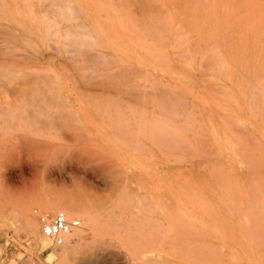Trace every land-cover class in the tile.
<instances>
[{
    "label": "rangeland",
    "instance_id": "374dc122",
    "mask_svg": "<svg viewBox=\"0 0 264 264\" xmlns=\"http://www.w3.org/2000/svg\"><path fill=\"white\" fill-rule=\"evenodd\" d=\"M26 1L0 0V264H88L98 243L173 236L264 264V0ZM53 201L95 220L64 262L53 257L60 245H41L26 225L59 210ZM248 216L261 235L246 231Z\"/></svg>",
    "mask_w": 264,
    "mask_h": 264
},
{
    "label": "bare ground",
    "instance_id": "6f19581e",
    "mask_svg": "<svg viewBox=\"0 0 264 264\" xmlns=\"http://www.w3.org/2000/svg\"><path fill=\"white\" fill-rule=\"evenodd\" d=\"M26 1V0H25ZM131 1V0H130ZM205 1V0H204ZM27 2V1H26ZM58 2H59V0H58ZM60 2H61V0H60ZM118 2V1H117ZM131 2H133V1H131ZM57 3V2H56ZM68 3H69V1L67 2V6H68ZM71 3H75V2H71ZM174 3V2H173ZM218 3H220V2H218ZM222 3H223V1H222ZM73 4H72V6H73ZM155 4H157V2L155 3ZM194 4V3H193ZM104 5V4H103ZM158 5V4H157ZM206 5V4H205ZM228 5V4H227ZM70 6V5H69ZM201 6H203V5H201ZM255 6H256V4H255ZM71 7V6H70ZM115 7V6H114ZM161 7V6H160ZM236 7V6H235ZM60 8V7H59ZM112 8V7H111ZM196 8V7H195ZM202 8H204V7H202ZM224 8V7H223ZM229 8V7H228ZM257 8V7H256ZM56 9V8H55ZM65 9V8H64ZM75 8H73V10H74ZM238 8H236V10H237ZM50 10V9H49ZM62 11H65L66 12V9L65 10H63V8L61 9ZM72 10V9H71ZM208 10V9H207ZM215 10V9H214ZM209 11V10H208ZM229 11V10H228ZM54 12V11H53ZM68 12V11H67ZM77 12V11H76ZM116 12V11H115ZM56 13V12H55ZM63 13V12H62ZM205 13V12H204ZM207 13V12H206ZM229 13V12H228ZM227 13V14H228ZM231 14V13H230ZM63 15V14H62ZM71 15V14H70ZM75 15H77L76 13H75ZM78 15H79V13H78ZM232 15V14H231ZM72 16V15H71ZM190 16V15H189ZM63 17H65L64 15H63ZM77 17V16H76ZM161 17H162V15H161ZM26 18V17H25ZM69 18H71V17H69ZM229 18V17H228ZM232 18V17H231ZM235 18V17H234ZM256 18H258V17H256ZM65 18H63L62 20H64ZM7 20V19H6ZM71 20V19H70ZM164 20V19H163ZM34 21V20H33ZM184 21H185V19H184ZM208 21V20H207ZM227 21V20H226ZM225 21V22H226ZM50 22V21H49ZM202 22H203V19H202ZM218 22V21H217ZM43 23V22H42ZM127 23H128V21H127ZM161 23V22H160ZM230 23H232V22H230ZM52 24V23H51ZM164 24H165V22H164ZM235 24V23H234ZM21 25V24H20ZM128 25V24H127ZM204 25H206V24H204ZM247 25H248V23H247ZM85 27H86V25H84ZM83 26V27H84ZM129 26V25H128ZM163 26V25H162ZM162 26H160V27H162ZM202 26V25H201ZM231 26V25H230ZM233 26V25H232ZM235 26V25H234ZM83 27H81V28H83ZM206 27V26H205ZM204 27V28H205ZM226 27V26H225ZM240 27V26H239ZM254 27V26H253ZM46 28V27H45ZM52 28V27H51ZM54 28V27H53ZM55 28H56V26H55ZM122 28H123V26H122ZM131 28V27H130ZM132 28H133V26H132ZM137 28V27H136ZM77 29H79V27L77 28ZM89 29H91V28H89ZM81 30H83V29H81ZM87 30V29H86ZM135 30V29H134ZM137 30V29H136ZM207 30V29H206ZM205 30V31H206ZM232 30V29H231ZM140 30H138L137 32H139ZM263 31V30H262ZM58 32V31H57ZM83 32V31H82ZM90 32V31H89ZM89 32H88V34H89ZM133 32V31H132ZM149 31H147V33H148ZM264 32V31H263ZM56 33V32H55ZM72 35H74V32L72 31ZM76 33V32H75ZM84 33H86V31L84 32ZM95 33V32H94ZM139 33H142V32H139ZM144 33V32H143ZM208 33V32H207ZM49 34V30H48V33H47V35ZM77 34H78V32H77ZM90 34H92V32L90 33ZM89 34V35H90ZM99 34V33H98ZM145 34V33H144ZM143 34V35H144ZM153 34V33H152ZM203 34H205V32L203 33ZM66 35V34H65ZM81 35V34H80ZM84 34H82L81 36H83ZM89 35H87V36H89ZM96 35V34H95ZM186 35V34H185ZM68 36H70V35H68ZM68 36L66 35V37L64 36L63 38H68ZM75 36V35H74ZM77 36H79V35H77ZM98 36V35H97ZM100 36V35H99ZM146 36H149V37H152V36H154V35H146ZM208 36V35H207ZM84 37H86V35H84ZM187 37V36H186ZM209 37V36H208ZM73 38V37H72ZM78 38V37H77ZM77 38H76V40H77ZM81 38V37H80ZM88 38H90V37H88ZM95 38H97V37H95ZM155 38V37H154ZM160 38V37H159ZM158 37H156V39H158V40H161V42L162 41H164V39H166V38H164L163 39V36H162V38L161 39H159ZM259 38V37H258ZM46 39V38H45ZM85 39H87V38H85ZM92 39H94V36H93V38ZM101 39V38H100ZM141 39V38H140ZM163 39V40H162ZM180 39V38H179ZM69 40V39H68ZM90 40V39H89ZM99 40V37H98V39H96V42ZM103 40V39H102ZM241 40V39H240ZM81 40H79V42H80ZM100 41V40H99ZM140 41V40H139ZM152 41V40H151ZM68 42V41H67ZM71 42V41H70ZM77 43H78V41H76ZM83 42V41H82ZM86 42V41H85ZM96 42H95V44H96ZM104 42V41H103ZM134 42V41H133ZM188 42H189V40L187 41H185L184 43H187L188 44ZM56 43V42H55ZM102 43V42H101ZM135 43V42H134ZM176 43V42H175ZM180 43H181V45H183V43L181 42V39H180ZM70 44V43H69ZM82 44V43H81ZM83 44H85L84 42H83ZM136 44V43H135ZM141 44H144V43H141ZM146 44V43H145ZM58 45V44H57ZM60 45V44H59ZM99 45H100V42H99ZM98 45V46H99ZM103 45V44H102ZM181 45H177V47H176V49L178 48V50H179V48L180 47H178V46H181ZM83 46V45H82ZM81 46V47H82ZM95 46V45H94ZM136 46H140V45H138V44H136ZM31 47V46H30ZM67 47H68V45H67ZM85 46H83V48H84ZM87 47V46H86ZM96 47V46H95ZM100 47H101V45H100ZM105 47V45L103 46V47H101V48H104ZM182 47V46H181ZM56 48H57V46H56ZM74 48V47H73ZM106 48V47H105ZM104 48V49H105ZM142 48V47H141ZM57 49H59V48H57ZM88 49V48H87ZM148 49L149 50H152V49H150V48H148V47H146V49H144V50H146V51H148ZM214 49V48H213ZM34 50V49H33ZM67 50V49H66ZM154 50L155 49H153V51L151 52L150 51V53H148L151 57H153L152 56V53H154ZM67 51H70V50H67ZM157 51H159V50H157ZM214 51H215V49H214ZM156 52V51H155ZM161 52V51H160ZM160 52H158L157 54H159V55H156V57L155 58H153L155 61H156V58H160L161 59V53ZM187 53V54H186ZM186 53L184 52V54H186V55H190V53L188 54V51H186ZM102 54H105V53H102ZM101 54V55H102ZM156 54V53H155ZM214 54V53H213ZM216 54V53H215ZM219 54H221L220 52H219ZM88 55V54H87ZM185 55V56H186ZM203 55H205V54H203ZM86 56V55H85ZM103 56V55H102ZM138 56H140V58H142L141 57V55H138ZM163 56V55H162ZM103 57H105V56H103ZM189 57V56H188ZM187 56H186V58H188ZM220 57V56H219ZM222 57V56H221ZM220 57V58H221ZM77 58V57H76ZM158 58V59H159ZM214 58L217 60L218 58H216V56H214ZM219 58V59H220ZM248 58V57H247ZM112 59H114V58H112ZM158 60V61H162V59L161 60ZM165 59H167V61H168V58H164L163 59V62H164V60ZM217 60V61H215V62H213V63H219L220 62V60ZM255 59V58H254ZM143 60V59H142ZM214 61V60H213ZM235 61V60H234ZM237 61V60H236ZM117 62V61H116ZM87 63V62H86ZM105 63V62H104ZM118 63V62H117ZM144 63V65H146V67H148L149 65H151V64H147L146 63V61H144L143 62ZM168 63H170V60H169V62ZM213 63H212V65L210 66L211 68H214L213 66L215 65H213ZM216 63V64H217ZM148 65V66H147ZM225 65V64H224ZM102 66V65H101ZM105 66V65H104ZM222 66V65H221ZM84 67V66H83ZM151 67V66H150ZM153 68H154V66H152ZM157 67H159L160 68V66H157ZM171 67V66H170ZM169 67V68H170ZM191 67V66H190ZM217 67H218V64H217ZM248 67V66H247ZM91 68V67H90ZM164 67H161L160 69H163ZM222 68H224V67H222ZM253 68V67H252ZM122 69V68H121ZM159 69V71H161ZM218 69V68H217ZM166 70V69H165ZM216 70V69H215ZM253 70H254V68H253ZM170 71V70H169ZM178 71V70H177ZM209 71H211V70H208V72ZM212 71L214 72V70L212 69ZM207 72V73H208ZM18 73H20V72H18ZM94 73V72H93ZM164 73H165V71H164ZM168 73V72H167ZM184 73V72H183ZM209 73H211V72H209ZM215 73V72H214ZM218 73V72H217ZM145 74V73H144ZM221 74V73H220ZM214 75H216V73L214 74ZM149 76V75H148ZM57 78H59V77H57ZM142 78H145V77H142ZM142 78H140V80L142 79ZM146 78H148L147 77V75H146ZM53 79V78H52ZM110 79V78H109ZM149 79V78H148ZM148 79H147V82H149L148 81ZM54 81H55V79H54ZM161 87V86H160ZM263 87V86H262ZM142 88H143V86H142ZM162 88V87H161ZM139 89V88H138ZM257 89V88H256ZM259 89V88H258ZM263 89V88H262ZM164 90V89H163ZM264 90V89H263ZM257 91V90H256ZM145 92V91H144ZM174 93V92H173ZM172 93V94H173ZM223 93H225L224 91H223ZM171 94V93H170ZM253 94V93H252ZM177 95V94H176ZM221 95H223V94H221ZM254 95H255V93H254ZM171 96H173V95H171ZM262 97H264L263 96V93H262ZM226 98V97H225ZM251 98V97H250ZM178 99V98H177ZM177 99H175L176 101H177ZM236 99V98H235ZM179 100H181L180 99V96H179V99H178V102H179ZM227 100H228V98H227ZM231 100H232V98H231ZM252 100H254V98L252 99ZM252 100L250 99L249 100V105H250V102H252ZM264 100V99H263ZM155 101V100H154ZM176 101H174V103L176 102ZM229 101V100H228ZM181 102V101H180ZM230 102H232V101H230ZM237 102V104H238V101H236L235 100V103ZM157 103V102H156ZM183 103V102H182ZM185 103V102H184ZM183 103V104H184ZM234 103V104H235ZM263 103H264V101H263ZM158 104V103H157ZM180 103H178V105H179ZM182 104V105H183ZM181 105V104H180ZM253 106H254V103L252 104ZM252 105H250V106H252ZM256 105V104H255ZM224 106V105H223ZM238 106H239V104H238ZM252 106V107H253ZM258 106V105H257ZM218 107V106H217ZM240 107V106H239ZM255 107V106H254ZM253 107V108H254ZM256 108V107H255ZM258 108V107H257ZM264 108V107H263ZM167 110V109H166ZM258 110V109H257ZM138 111V110H137ZM223 111H225L224 109H223ZM134 113H136V112H134ZM234 113V112H233ZM142 114V113H141ZM145 114V113H144ZM144 114H143V116H144ZM189 115H190V117H191V114L190 113H188ZM189 115H187V116H189ZM227 115V114H226ZM234 115H236V114H233V115H230L231 117H234ZM258 115V114H257ZM186 116V117H187ZM237 116V115H236ZM190 117H189V119H190ZM230 117V118H231ZM169 119V118H168ZM192 119H194V118H192ZM187 120V119H186ZM171 121V120H170ZM195 121V120H194ZM197 121V120H196ZM211 121V120H210ZM164 122L162 121V124H163ZM180 123V122H179ZM233 124H234V122H232ZM152 124H153V122H152ZM155 124V123H154ZM157 124V123H156ZM180 124H183V122H181ZM179 124V126H181V128H184L186 125H184V127H182V125H180ZM185 124V123H184ZM239 124H241V120H239L238 121V125ZM164 125V124H163ZM225 125L227 126H229L230 124L228 123H225ZM234 125H236V124H234ZM241 125H244V124H241ZM157 126H159V125H157ZM165 126H167V125H165ZM218 126V125H217ZM233 126V125H232ZM152 127H156V126H152ZM160 127V126H159ZM170 128V127H169ZM232 128H234V127H232ZM151 129H153V128H151ZM161 129V128H160ZM163 129V128H162ZM167 129V128H166ZM185 129V128H184ZM225 129V128H224ZM237 129V128H236ZM154 130V129H153ZM152 130V131H153ZM187 130H188V132L190 131V128L188 129L187 128ZM155 131V130H154ZM153 131V132H154ZM164 131H165V129H164ZM167 131V130H166ZM171 131V130H170ZM185 131H186V129H185ZM191 131H195L196 132V129L194 130V129H192ZM246 131V130H245ZM153 132H151V133H153ZM175 132H176V130H175ZM217 132V131H216ZM155 133V132H154ZM159 133V132H158ZM164 134H165V132H163ZM171 133H173L172 131H171ZM171 133H170V135H171ZM150 134V133H149ZM178 134V133H177ZM245 134V133H244ZM173 135V134H172ZM159 136V135H158ZM197 137L198 136H202V133H201V135L200 134H197L196 135ZM164 137V136H163ZM152 138V137H151ZM160 138H162V136L160 137ZM169 138V137H168ZM178 138V137H177ZM176 138V139H177ZM194 138H195V135H194ZM203 138V137H202ZM205 138L207 139V137L205 136ZM250 138V137H249ZM253 138V137H252ZM251 138V139H252ZM153 139V138H152ZM165 139H167V138H165ZM170 139V138H169ZM142 140V139H141ZM154 140V139H153ZM163 140V139H162ZM168 140V139H167ZM178 140H180V138H178L176 141H178ZM183 140V139H182ZM181 140V141H182ZM185 140V139H184ZM240 140V139H239ZM250 140V139H249ZM156 141V140H155ZM154 141V142H155ZM171 141V140H170ZM173 141H174V139H173ZM196 141V140H195ZM260 141V140H259ZM165 142V141H164ZM172 142V141H171ZM178 142H180V141H178ZM209 142V141H208ZM161 143H163V142H161ZM173 143V142H172ZM177 143V142H176ZM181 143L182 142H180V146H181ZM196 144H197V141L195 142ZM238 143V142H237ZM126 144V143H125ZM132 144V143H131ZM186 144H187V142H186ZM203 144V141L201 142V145ZM238 144H240L241 145V143H238ZM169 145V144H168ZM188 145V144H187ZM198 145V147H199V144H197ZM196 145V146H197ZM234 145V144H233ZM138 146V145H137ZM178 146V145H177ZM239 146V145H238ZM238 146H234L233 148H234V150L236 149V151L238 150ZM167 147H169V146H167ZM179 147V146H178ZM197 147V149L199 150V148ZM202 147V146H201ZM259 147L260 146H258V150H259ZM192 149L193 147H187L186 149ZM208 148V147H207ZM183 149V148H182ZM161 150V149H160ZM169 150H170V148H169ZM192 150H194V153H196V151H195V149H192ZM206 151H210L209 149L208 150H204V153H203V155L205 156V152ZM231 151V150H230ZM239 151V150H238ZM167 152V151H166ZM183 152V151H182ZM232 152V151H231ZM240 152V151H239ZM241 152H243V154L241 153ZM237 156H239V157H241L242 156V160L244 161V164H245V162H249V163H247V165L249 164V166H250V164H251V162L250 161H248V160H246V158L247 159H249L250 160V158H248V157H246V158H244L245 157V153L247 154V151L245 150V151H241ZM245 152V153H244ZM186 153V152H185ZM238 153V152H237ZM197 154V153H196ZM176 155V154H175ZM199 155V154H198ZM211 154H208V156H210ZM154 156V155H153ZM185 156V155H184ZM178 157V156H177ZM186 157L187 156H185V159H186ZM189 157V156H188ZM187 157V158H188ZM251 157L254 159V157L255 156H253V155H251ZM184 158V157H183ZM262 158H264V157H261V159ZM179 159H181L180 157H179ZM190 159H191V157H190ZM258 159V161H256V162H254V160H253V162L255 163V165L256 164H258V165H260V158H257ZM252 162V164L254 165V163ZM263 162H264V160H263ZM207 164H208V162H207ZM213 165V164H212ZM246 165V167H248ZM207 166V165H206ZM214 166V165H213ZM221 167V166H220ZM223 167V166H222ZM221 167V168H222ZM255 166H250V168L248 167L247 169H251V171H252V168H254ZM203 169H205V166H203ZM254 170H256V168L255 169H253V172H255ZM216 171H218V170H215L214 169V167L213 168H211V172H213V174L215 175V172ZM213 174H211V175H213ZM251 173H250V171L248 172V176L250 175ZM259 175H260V173H259ZM258 174H255L254 173V177L256 178L257 176H259ZM216 177V176H215ZM253 178V177H252ZM254 178V180H256ZM216 180H217V178H216ZM218 183V182H217ZM226 183V182H225ZM228 183V182H227ZM223 188V187H222ZM231 186H229L228 187V189H230L231 190ZM235 189V188H234ZM227 190V189H226ZM225 190V191H226ZM254 193H256L255 191H253ZM227 193H229V192H227ZM223 195V194H222ZM232 201V200H231ZM252 204V203H251ZM201 205V204H200ZM156 206H157V204H156ZM158 207V206H157ZM49 209H52V210H55V209H59V210H63V211H65V213L69 216V215H75V216H77L78 218V220H79V225L78 226H76V227H74L70 232H68L66 235H65V240H64V243L62 244V245H60L61 246V248H60V250H56L57 252H55L54 253V255H53V257L54 258H56V259H58L60 262H64V261H66L67 259H68V257H69V255L71 254V253H73V252H75L78 248H80V247H82V245L84 244V243H87V239H86V235H87V233L88 232H90V231H92L93 233H95L96 232V226H95V220H94V216H93V214L89 211V210H87V209H85L84 207H82V206H80L79 204H77V203H74V202H70V201H68V202H64V201H53V202H50L49 203ZM231 210V209H230ZM251 210V212L253 211H255V210H252V208L250 209ZM257 210L258 209H256V212H257ZM252 212V213H253ZM184 213V212H183ZM182 213V214H183ZM254 214L255 215H259L260 213H253V214H251V215H253L254 216ZM171 215V214H170ZM187 215H188V213H187ZM251 215H249V216H251ZM184 216H186V214L184 215ZM249 216L247 217V218H249ZM253 216L251 217V219H253ZM260 216V215H259ZM255 217V216H254ZM172 218V217H171ZM96 219V218H95ZM196 219V218H195ZM245 219V218H244ZM243 219V220H244ZM180 220V219H179ZM246 220V219H245ZM253 220H256V219H253ZM252 220V221H253ZM258 220V222H256L257 223V225H259V223H260V220L259 219H257ZM176 221V219L174 220V222ZM197 221V220H196ZM249 221V222H248ZM247 222L248 223H244L245 225L247 224L248 226L247 227H249V225H251V228H247L248 230H246V231H253L252 233H254V234H256V232H257V234H259V235H261V229H259V228H255V225H254V221L251 223V224H249L251 221H250V218L247 220ZM263 222V223H262ZM179 223V222H178ZM182 223V222H181ZM261 223L263 224V225H261L260 224V228H261V226H263L264 227V221H262L261 220ZM174 224V223H173ZM183 224V223H182ZM182 224L180 225V226H182ZM26 225H27V228L32 232V233H34V234H37V240H38V242L39 243H41V245H43V246H46L47 244H48V241H49V239L43 234V233H40V227H41V225H40V221L38 222L34 217H31L30 219H28L27 221H26ZM81 225V226H80ZM179 226V227H180ZM257 227V226H256ZM120 228V227H119ZM182 228V227H181ZM185 228V227H184ZM245 228H246V226H245ZM254 228V229H253ZM129 229V228H128ZM162 229V228H161ZM175 229V228H174ZM196 229V228H195ZM250 229H252V230H250ZM256 229H258V230H256ZM142 230V229H141ZM158 230H159V228H158ZM171 230H172V228H171ZM181 230V229H180ZM183 230V229H182ZM191 230V229H190ZM264 229H262V231H263ZM127 231V230H126ZM163 231V230H162ZM256 231V232H255ZM152 232H153V230H152ZM160 232V231H159ZM158 232V233H159ZM168 232V231H167ZM192 232V231H191ZM251 232H250V234H251ZM139 233H141V235H142V232H139ZM156 233V232H155ZM155 233H154V235H155ZM180 233V232H179ZM161 234V233H160ZM117 235V234H116ZM132 235V234H131ZM151 235H153V233L151 234ZM158 235V234H157ZM178 235V234H177ZM253 235V234H252ZM262 235H264V234H262ZM72 236H77V239H78V241H77V243H71V238H72ZM118 236V235H117ZM129 236H130V233H129ZM255 235H253V237H254ZM122 238H123V236H121ZM262 237V236H261ZM119 238V237H118ZM129 238V237H128ZM168 238V237H167ZM173 238L174 239H176L174 236H173ZM173 238L171 239L172 240V244L171 243H169V244H165V243H160V244H151V243H127V242H125V243H120V242H113V241H110V242H102V243H98L97 245H96V247L93 249V259L88 263V264H111V263H109L110 262V260H109V256L110 255H113V258L115 259V258H117V259H121V261H117V263H112V264H242V260L241 259H225V258H217V257H211V256H209L208 254H207V250H208V248L209 247H207V250H206V248H204V246L202 245L201 246V244L200 245H198V243H195L196 245H193V244H188V245H186V243H183L184 245H182V243L181 242H179V240H178V242H179V244L180 245H176L175 243H176V241H175V243H174V241H173ZM154 239H155V237H154ZM160 239H162V238H160ZM186 239V238H185ZM189 239V238H188ZM250 239H252V237L250 238ZM255 239V238H254ZM257 240H258V238H256ZM187 240V239H186ZM199 240V239H198ZM253 240V239H252ZM122 241V240H121ZM131 241V240H130ZM180 241H181V239H180ZM251 241V240H250ZM178 242H177V244H178ZM252 242V241H251ZM259 242V241H258ZM257 242V243H258ZM166 243H167V241H166ZM209 245V244H208ZM207 244H206V246H208ZM257 245V244H256ZM262 246H264V243L263 244H261ZM205 246V247H206ZM53 247H55V246H53ZM213 247V246H212ZM256 248H259L258 246L256 247ZM220 249V248H219ZM90 250H91V248H90ZM218 250V249H217ZM216 251V250H215ZM214 251V252H215ZM219 251V253H221L220 252V250H218ZM210 252H212V250L210 249ZM213 252V253H214ZM217 252V251H216ZM232 252V251H231ZM117 253L118 254H120L121 253V256H118L117 255ZM219 253H217L218 255H219ZM215 254V253H214ZM261 254V253H260ZM220 256V255H219ZM119 257V258H118ZM112 258V259H113Z\"/></svg>",
    "mask_w": 264,
    "mask_h": 264
},
{
    "label": "built area",
    "instance_id": "2783aa9c",
    "mask_svg": "<svg viewBox=\"0 0 264 264\" xmlns=\"http://www.w3.org/2000/svg\"><path fill=\"white\" fill-rule=\"evenodd\" d=\"M39 221L41 232L49 239L51 246L63 244L65 235L79 225L77 218L69 217L63 210H57L52 215H40Z\"/></svg>",
    "mask_w": 264,
    "mask_h": 264
}]
</instances>
